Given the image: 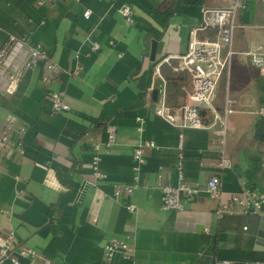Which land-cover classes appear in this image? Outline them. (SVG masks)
Listing matches in <instances>:
<instances>
[{"label": "crops", "instance_id": "crops-1", "mask_svg": "<svg viewBox=\"0 0 264 264\" xmlns=\"http://www.w3.org/2000/svg\"><path fill=\"white\" fill-rule=\"evenodd\" d=\"M231 1L0 0V48L10 37L24 41V55L38 45L61 69L44 82L41 67L29 68L12 93L0 90V129L13 121V144L0 149V241L12 232L14 246L38 252L23 264H102L111 239L132 249L111 264L264 262V218L239 208L217 216L219 200L205 190L216 176L225 192L251 188L264 195V138L256 135L264 78L247 54L264 51V0H245L236 16L234 53L214 96L218 108L226 95L236 100L224 144L212 131L177 129L153 111L163 99L179 119L190 78L160 62L186 52L202 7ZM123 4L133 9L132 24L118 11ZM90 41L100 48L91 51ZM47 90L58 92L68 109L51 113ZM201 116L209 120L205 111ZM107 123L116 127L109 147ZM144 141L155 147H143L137 164L133 150ZM96 153L101 177L91 169ZM221 156L230 167L219 168ZM178 165L200 190L184 209L163 210L162 188L177 184Z\"/></svg>", "mask_w": 264, "mask_h": 264}, {"label": "built area", "instance_id": "built-area-1", "mask_svg": "<svg viewBox=\"0 0 264 264\" xmlns=\"http://www.w3.org/2000/svg\"><path fill=\"white\" fill-rule=\"evenodd\" d=\"M245 7V0H232L225 7H202L201 20L189 29V39L187 50L182 55L166 56L160 63H168L179 73H185L190 78V87L187 89L188 101L179 106V119L173 118L168 106L162 99L160 104L153 110L154 114L169 125L177 129H205L214 132L219 137L220 144H224L228 131V116L235 111L236 100L226 95L223 105L218 108L214 102V96L223 73L229 67L230 59L234 51L231 49L233 31L236 26V16ZM125 23L134 22L133 9L129 4H123L118 8ZM91 11L85 9L82 13L84 17H89ZM201 33L204 35L201 36ZM10 45L0 48V90L5 93H12L24 72L32 67L39 66L42 69V81L53 80L60 72V67L52 62L47 53L38 45L30 46L26 54L22 52L24 41L10 37ZM226 47V51H224ZM100 48L98 41H90V50L96 51ZM252 65L264 78V51L251 50L247 52ZM120 56V55H118ZM156 65V70L159 66ZM46 98L49 102L51 113L66 111L68 105L62 96L52 90L46 91ZM209 116V120H202L201 111ZM258 114L264 115V90L262 101L258 108ZM138 130L142 131L141 118ZM13 130V121L9 120L0 129V149L10 147L13 142L10 140V133ZM25 131L20 128V134ZM116 127L113 124L106 125V139L104 144L109 147L115 142ZM97 149L98 145L93 146ZM143 147H155L153 141H144L134 147L133 156L137 164L143 161ZM19 153H23L22 144L16 145ZM99 155L96 153L91 160V169L96 177H101L99 170ZM220 169L230 167V160L221 156L218 162ZM137 168V167H136ZM178 182L176 185H166L162 188L160 207L163 210H182L186 202L200 189L196 185L186 182L183 168L178 165ZM130 188L125 187L124 191L129 192ZM205 190L214 198L219 200V206L215 213L217 216L224 214L241 212L249 213L264 218V195L251 188H244L236 193H228L220 188L218 177L212 176L206 183ZM120 190L115 194L120 195ZM129 210H133V205H128ZM246 229V227H244ZM14 234L9 232L0 241V264L8 260L11 264H23L22 259L29 263L35 261L38 252L26 246H14ZM132 249L126 241L111 239L102 248V264H111L114 257L119 253L123 257L130 255ZM45 264H49L48 259H44ZM215 264H230L228 260H217ZM256 264L264 262L256 261Z\"/></svg>", "mask_w": 264, "mask_h": 264}, {"label": "trees", "instance_id": "trees-1", "mask_svg": "<svg viewBox=\"0 0 264 264\" xmlns=\"http://www.w3.org/2000/svg\"><path fill=\"white\" fill-rule=\"evenodd\" d=\"M262 119L260 120L257 129H256V135L257 138H264V130L262 128V126H264V115H261Z\"/></svg>", "mask_w": 264, "mask_h": 264}, {"label": "water", "instance_id": "water-1", "mask_svg": "<svg viewBox=\"0 0 264 264\" xmlns=\"http://www.w3.org/2000/svg\"><path fill=\"white\" fill-rule=\"evenodd\" d=\"M201 114H203V111H201Z\"/></svg>", "mask_w": 264, "mask_h": 264}]
</instances>
